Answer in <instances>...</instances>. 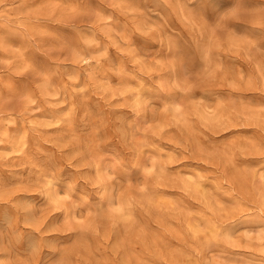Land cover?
<instances>
[{
    "label": "clouds",
    "instance_id": "9594fccd",
    "mask_svg": "<svg viewBox=\"0 0 264 264\" xmlns=\"http://www.w3.org/2000/svg\"><path fill=\"white\" fill-rule=\"evenodd\" d=\"M0 264H264V0H0Z\"/></svg>",
    "mask_w": 264,
    "mask_h": 264
}]
</instances>
